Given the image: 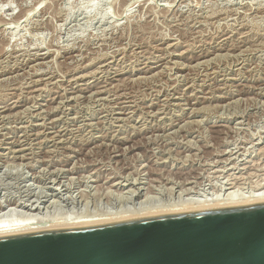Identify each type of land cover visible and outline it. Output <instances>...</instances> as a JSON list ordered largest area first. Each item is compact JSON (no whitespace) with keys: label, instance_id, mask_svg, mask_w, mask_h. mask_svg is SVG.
I'll return each instance as SVG.
<instances>
[{"label":"rangeland","instance_id":"1","mask_svg":"<svg viewBox=\"0 0 264 264\" xmlns=\"http://www.w3.org/2000/svg\"><path fill=\"white\" fill-rule=\"evenodd\" d=\"M208 105L213 106V109ZM27 106L30 108L28 109ZM0 108V116L2 115L0 162L7 160H18L15 163L23 162L21 167L14 165L15 169L13 166L5 169L4 166V170H0V199H3L0 201L1 205L6 204L7 198L17 202H24L25 199V203H30V199L34 197V200L37 197L41 198L40 200L49 198L45 202L47 207L45 203L35 202L36 205L38 204L36 210L7 208L0 213L2 218L7 212L6 217L10 213L9 217L12 214L14 220H17L15 218L20 220L17 216L21 218L22 215L24 216L21 213L26 210L24 211L26 215L38 213L39 216L44 215L46 218L55 216L49 219L59 220L60 216L68 213L69 210V214L64 218L75 217L73 211L74 214L78 212L79 215L81 212L85 216L86 213L91 216L90 212L98 215L104 210L111 212L114 209L111 213L114 214L113 212L123 205L127 206L128 210L135 206V208L146 207L148 204H152L154 208L156 205H159V208L161 204L171 207L170 202L176 204L177 199L176 206H180L182 196L185 202L191 196L209 197L216 188L217 191L212 192V195L220 192L229 183L235 182L236 186L241 187L238 185L240 182L239 184L245 187L241 188L245 190H250L249 187L255 188L257 184L262 186L264 183V0H0ZM31 113L32 115H29ZM50 123L51 125H48ZM19 147L23 148L21 155L15 152L20 149ZM214 167L216 169H213ZM21 169L23 172L20 171ZM2 171H5L4 174ZM43 173L47 174L43 175ZM234 173L236 175H231ZM245 174H248L249 178H246ZM23 175H27L26 180L21 178ZM217 175L224 176L227 183L224 182L219 187L215 177ZM242 175H245L246 179ZM70 177L76 182L69 180ZM113 177L120 179L123 177L121 180L128 178L129 182L136 186L141 185L140 196L136 198L130 196L126 189H124L126 194L118 188L112 189L108 180ZM210 177L215 179L211 180ZM186 180L198 183L187 184L193 192H184L183 188L188 187H180ZM57 181L62 186L58 191H61L60 194L62 193L64 198L70 192H73V195L79 192L83 195L82 201L85 205L79 199L76 201L74 198L71 199L69 202L73 205L67 200L62 202L63 200L58 198L60 205L56 201L57 197L53 196L58 191L53 193L51 187H57L55 184ZM214 181L215 186L212 184ZM146 182L148 185L145 184ZM74 187L77 189L74 190ZM177 187L182 188L184 193ZM64 188L67 190H63ZM91 188L92 190L96 188L98 195L95 193L96 189L92 193ZM43 189L53 195L50 196ZM39 190L44 193L40 194ZM113 190H117L115 193L120 195V198ZM198 192L201 195L197 194ZM79 193L77 196L80 195ZM142 193H146V198H149H144L145 195ZM177 194L180 195L179 198ZM85 197H89L87 201L90 203H86ZM107 198H110L109 203ZM140 198L142 204L144 203L143 206ZM124 199L134 204L129 203L131 207H128V202L125 203ZM143 199H146V203ZM55 201L59 206L54 205ZM138 203L141 205L137 206ZM153 203L156 205L153 206ZM124 206L122 209L126 211ZM59 207L64 209L60 210ZM39 208H42V211ZM119 209L117 212H120ZM13 210L18 213L14 211L13 214ZM106 212L102 215H106ZM45 213L50 215L45 216ZM58 213L60 215H56ZM26 215L22 216V219ZM9 217L7 221L13 220Z\"/></svg>","mask_w":264,"mask_h":264},{"label":"water","instance_id":"2","mask_svg":"<svg viewBox=\"0 0 264 264\" xmlns=\"http://www.w3.org/2000/svg\"><path fill=\"white\" fill-rule=\"evenodd\" d=\"M0 264H264V199L4 235Z\"/></svg>","mask_w":264,"mask_h":264},{"label":"bare ground","instance_id":"3","mask_svg":"<svg viewBox=\"0 0 264 264\" xmlns=\"http://www.w3.org/2000/svg\"><path fill=\"white\" fill-rule=\"evenodd\" d=\"M183 4V3H182ZM184 5V4H183ZM246 6V5H245ZM184 7V6H183ZM187 7V6H186ZM170 8V7H169ZM188 8V7H187ZM188 10V9H187ZM189 10H190V8H189ZM188 10V11H189ZM195 10V9H194ZM193 10V11H194ZM237 12V11H236ZM175 13V12H174ZM195 13V12H194ZM200 13V12H199ZM210 13V12H209ZM256 14V13H255ZM184 15V14H183ZM205 15H207L206 13H205ZM190 16V15H189ZM188 16V17H189ZM195 16V15H194ZM253 16V15H252ZM207 17V16H206ZM209 17H210V15H209ZM254 17V16H253ZM235 18V17H234ZM233 18V19H234ZM185 19V18H184ZM188 19V18H187ZM199 20V19H198ZM203 20H204V18H203ZM207 20V19H206ZM198 22V21H197ZM236 22V21H235ZM244 23V22H243ZM197 24V23H196ZM240 24V23H239ZM242 24V23H241ZM247 24V23H246ZM245 26V25H244ZM37 27V26H36ZM233 27V26H232ZM241 27V26H240ZM240 34V33H239ZM175 38V37H174ZM119 39V38H118ZM122 40V39H121ZM233 40V39H232ZM116 41V40H115ZM233 43V42H232ZM98 44V43H97ZM101 44V43H100ZM99 44V45H100ZM110 45V44H109ZM233 45V44H232ZM107 46V45H106ZM169 46V45H168ZM235 46V45H234ZM233 47V46H232ZM220 48V47H219ZM235 48V47H234ZM244 48V47H243ZM242 48V49H243ZM50 49V48H49ZM116 49V48H115ZM215 49V48H214ZM241 49V48H240ZM108 50V49H107ZM118 50V49H117ZM123 50H124V48H123ZM154 50V49H153ZM205 50V49H204ZM238 50V49H237ZM40 51V50H39ZM241 51V50H240ZM239 51V52H240ZM47 52V51H46ZM61 52V51H60ZM105 52V51H104ZM111 52V51H110ZM110 52H109V54H110ZM170 52V51H169ZM206 52V51H205ZM238 52V53H239ZM55 53V52H54ZM132 53V52H131ZM174 53V52H173ZM230 53V52H229ZM232 53V52H231ZM33 54V53H32ZM35 54V53H34ZM59 54V53H58ZM159 54V53H158ZM171 54V53H170ZM197 54V53H196ZM204 54V53H203ZM236 54H237V52H236ZM240 54H242V53H240ZM29 55V54H28ZM31 55V54H30ZM37 55H38V53H37ZM37 55H35V56H37ZM45 55V54H44ZM43 55V56H44ZM55 55V54H54ZM143 55V54H142ZM149 55V54H148ZM154 55H156V54H154ZM216 55V54H215ZM218 55V54H217ZM146 56V55H145ZM221 56V55H220ZM224 56V55H223ZM22 57V56H21ZM74 57V56H73ZM80 57V56H79ZM148 57V56H147ZM218 57V56H217ZM35 58V57H34ZM38 58H42V57H38ZM75 58V57H74ZM101 58V57H100ZM114 58V57H113ZM212 58V57H211ZM33 59V58H32ZM71 59V58H70ZM94 59V58H93ZM148 59H149V57H148ZM169 59V58H168ZM175 59V58H174ZM248 59V58H247ZM206 60L208 61V58H206ZM205 60V61H206ZM210 60V59H209ZM238 60V59H237ZM2 61V60H1ZM18 61V60H17ZM29 61V60H28ZM76 61V60H75ZM96 61V60H95ZM173 61V60H172ZM175 61V60H174ZM173 61V62H174ZM232 61V60H231ZM243 61V60H242ZM24 62V61H23ZM78 62V61H77ZM93 62V61H92ZM146 62V61H145ZM176 62V61H175ZM197 62H199V61H197ZM196 62V63H197ZM209 62V61H208ZM116 63V62H115ZM207 63V62H206ZM35 64V63H34ZM48 64V63H47ZM104 64V63H103ZM108 64V63H107ZM120 64V63H119ZM124 64V63H123ZM145 64V63H144ZM183 64V63H182ZM78 65V64H77ZM87 65V64H86ZM185 65V64H184ZM195 65V64H194ZM206 65V64H205ZM34 66V65H33ZM48 66V65H47ZM80 66V65H79ZM104 66V65H103ZM121 66V65H120ZM198 66V65H197ZM22 67V66H21ZM78 67V66H77ZM164 67V66H163ZM170 67V66H169ZM192 67V66H191ZM201 67V66H200ZM48 68V67H47ZM167 68V67H166ZM221 68V67H220ZM6 69V68H5ZM34 69V68H33ZM38 69V68H37ZM45 69H46V67H45ZM163 69V68H162ZM28 70V69H27ZM164 70V69H163ZM194 70V69H193ZM214 70V69H213ZM52 71V70H51ZM95 71V70H94ZM96 71H97V69H96ZM99 71V70H98ZM161 71V70H160ZM171 71V70H170ZM212 71V70H211ZM122 72V71H121ZM17 73V72H16ZM47 73V72H46ZM93 73V72H92ZM96 73V72H95ZM157 73V72H156ZM161 73V72H160ZM193 73V72H192ZM37 74V73H36ZM155 74V73H154ZM163 74V73H162ZM31 75V74H30ZM33 75V74H32ZM49 75V74H48ZM82 75V74H81ZM86 75V74H85ZM88 75V74H87ZM157 75V74H156ZM164 75V74H163ZM175 75V74H174ZM178 75V74H177ZM219 75V74H218ZM232 75V74H231ZM238 75V74H237ZM80 76V75H79ZM154 76V75H153ZM162 76V75H161ZM74 77V76H73ZM77 77V76H76ZM105 77V76H104ZM144 77V76H143ZM159 77V76H158ZM169 77V76H168ZM178 77V76H177ZM184 77V76H183ZM226 77V76H225ZM237 77V76H236ZM75 78V77H74ZM142 78V77H141ZM172 78H173V76H172ZM222 78V77H221ZM40 79V78H39ZM58 79V78H57ZM103 79V78H102ZM133 79H135V78H133ZM256 79V78H255ZM4 80V79H3ZM145 80V79H144ZM151 80V79H150ZM149 80V81H150ZM172 80V79H171ZM199 80V79H198ZM34 81V80H33ZM50 81V80H49ZM106 81V80H105ZM153 81V80H152ZM158 81V80H157ZM167 81V80H166ZM35 82V81H34ZM231 82V81H230ZM239 82V81H238ZM53 83V82H52ZM61 83H62V81H61ZM145 83V82H144ZM165 83V82H164ZM194 83V82H193ZM21 84V82L19 83V85ZM44 84V83H43ZM77 84V83H76ZM157 84V83H156ZM167 84H169V83H167ZM181 84V83H180ZM199 84V83H198ZM234 84V83H233ZM59 85V84H58ZM112 85V84H111ZM64 86V85H63ZM96 86V85H95ZM118 86V85H117ZM162 86V85H161ZM223 86V85H222ZM229 86V85H228ZM260 86V85H259ZM47 87V86H46ZM49 87H51V86H49ZM155 87V86H154ZM173 87V86H172ZM220 87V86H219ZM235 87V86H234ZM248 87V86H247ZM262 87V86H261ZM9 88V87H8ZM42 88V87H41ZM105 88V87H104ZM112 88V87H111ZM138 88V87H137ZM149 88V87H148ZM171 88V87H170ZM222 88V87H221ZM15 89V88H14ZM32 89V88H31ZM35 89V88H34ZM63 89V88H62ZM106 89V88H105ZM131 89V88H130ZM233 89V88H232ZM33 90V89H32ZM48 90V89H47ZM71 90V89H70ZM75 90V89H74ZM137 90V89H136ZM147 90V89H146ZM157 90V89H156ZM229 90V89H228ZM109 91V90H108ZM123 91V90H122ZM138 91V90H137ZM150 91V90H149ZM230 91V90H229ZM248 91V90H247ZM9 92H11V91H9ZM63 92V91H62ZM99 92V91H98ZM188 92V91H187ZM194 92V91H193ZM67 94V93H66ZM90 94H91V92H90ZM116 94V93H115ZM155 94V93H154ZM179 94V93H178ZM183 94V93H182ZM193 94V93H192ZM224 94V93H223ZM31 95V94H30ZM86 95V94H85ZM92 95H93V93H92ZM133 95V94H132ZM165 95V94H164ZM71 96V95H70ZM143 96V95H142ZM147 96V95H146ZM171 96V95H170ZM197 96V95H196ZM72 97V96H71ZM79 97V96H78ZM99 97V96H98ZM121 97V96H120ZM126 97V96H125ZM167 97V96H166ZM208 97V96H207ZM236 97H237V95H236ZM17 98V97H16ZM73 98V97H72ZM91 98V97H90ZM94 98V97H93ZM147 98V97H146ZM34 99V98H33ZM69 99V98H68ZM79 99V98H78ZM109 99V98H108ZM124 99V98H123ZM52 100V99H51ZM81 100V99H80ZM105 100V99H104ZM126 100V99H125ZM240 100V99H239ZM243 100H244V98H243ZM170 101V100H169ZM180 101V100H179ZM196 101V100H195ZM14 102V101H13ZM62 102V101H61ZM126 102V101H125ZM135 102V101H134ZM199 102V101H198ZM236 102V101H235ZM258 102V101H257ZM89 103V102H88ZM108 103V102H107ZM229 103V102H228ZM233 103V102H232ZM262 103V102H261ZM126 104H128V103H126ZM138 104V103H137ZM211 104H212V102H211ZM221 104V103H220ZM227 104V103H226ZM263 104V103H262ZM262 104H260V105H262ZM9 105V104H8ZM57 105H58V103H57ZM74 105V104H73ZM115 105V104H114ZM117 105V104H116ZM120 105V104H119ZM142 105V104H141ZM177 105V104H176ZM214 105V104H213ZM219 105V104H218ZM224 105H225V103H224ZM29 106V105H28ZM27 106V107H28ZM105 106V105H104ZM112 106V105H111ZM180 106V105H179ZM208 106H210V105H208ZM216 106V105H215ZM223 106V105H222ZM6 107V106H5ZM13 107V106H12ZM26 107V106H25ZM90 107V106H89ZM163 107V106H162ZM201 107H202V105H201ZM204 107V106H203ZM211 107V106H210ZM213 107V106H212ZM211 107V109H213ZM225 107V106H224ZM229 107V106H228ZM30 107H28V109H29ZM164 108V107H163ZM170 108V107H169ZM196 108V107H195ZM220 108V107H219ZM1 109V108H0ZM33 109V108H32ZM113 109V108H112ZM111 109V110H112ZM121 109V108H120ZM194 109V108H193ZM202 109V108H201ZM200 109V110H201ZM210 109V110H211ZM40 110V109H39ZM54 110V109H53ZM76 110V109H75ZM131 110V109H130ZM143 110V109H142ZM199 110V109H198ZM206 110V109H205ZM209 110V109H208ZM23 111V110H22ZM123 111V110H122ZM133 111V110H132ZM144 111V110H143ZM166 111V110H165ZM214 111V110H213ZM17 112V111H16ZM28 112H29V110H28ZM36 112V111H35ZM108 112V111H107ZM113 112V111H112ZM127 112V111H126ZM154 112V111H153ZM166 112H168V111H166ZM209 112V111H208ZM3 113V112H2ZM18 113V112H17ZM96 113V112H95ZM156 113V112H155ZM192 113V112H191ZM190 113V114H191ZM203 113V112H202ZM24 114V113H23ZM103 114V113H102ZM145 114V113H144ZM201 114V113H200ZM6 115V114H5ZM8 115V114H7ZM6 115V116H7ZM28 115V114H27ZM29 115H32V113L31 114H29ZM68 115V114H67ZM129 115V114H128ZM217 115H219V114H217ZM242 115H243V113H242ZM2 116V115H1ZM0 116V118H2ZM5 116V117H6ZM15 116V115H14ZM43 116V115H42ZM112 116V115H111ZM127 116V115H126ZM154 116V115H153ZM160 116V115H159ZM178 116V115H177ZM203 116V115H202ZM240 116V115H239ZM4 117V116H3ZM18 117V116H17ZM38 117V116H37ZM49 117V116H48ZM123 117V116H122ZM131 117V116H130ZM242 117V116H241ZM59 118V117H58ZM113 118V117H112ZM117 118V117H116ZM56 119V118H55ZM62 119V118H61ZM177 119V118H176ZM54 120V119H53ZM99 120V119H98ZM122 120V119H121ZM195 120V119H194ZM197 120H200V119H197ZM238 120V119H237ZM48 121V120H47ZM55 121V120H54ZM66 121V120H65ZM201 121V120H200ZM1 122V121H0ZM57 122V121H56ZM185 122H186V120H185ZM228 122V121H227ZM38 123V122H37ZM86 123V122H85ZM175 123V122H174ZM202 123V122H201ZM57 124V123H56ZM113 124V123H112ZM183 124V123H182ZM185 124V123H184ZM190 124V123H189ZM33 125H35V124H33ZM45 125H46V123H45ZM48 125H51V123L50 124H48ZM135 125V124H134ZM149 125V124H148ZM158 125V124H157ZM9 126V125H8ZM24 126V125H23ZM136 126V125H135ZM154 126V125H153ZM201 126V125H200ZM16 127H18V126H16ZM31 127V126H30ZM184 127V126H183ZM241 127V126H240ZM239 127V128H240ZM244 127V126H243ZM44 128V127H43ZM74 128V127H73ZM79 128V127H78ZM136 128V127H135ZM140 128V127H139ZM185 128H187V126L185 127ZM212 128V127H211ZM236 128H237V126H236ZM25 129V128H24ZM33 129V128H32ZM31 129V130H32ZM57 129V128H56ZM184 129V128H183ZM204 129V128H203ZM206 129V128H205ZM42 130V129H41ZM46 130V129H45ZM77 130V129H76ZM106 130V129H105ZM121 130V129H120ZM48 131V130H47ZM53 131V130H52ZM58 131V130H57ZM169 131V130H168ZM177 131V130H176ZM199 131V130H198ZM197 131V132H198ZM228 131V130H227ZM234 131V130H233ZM4 132H6V131H4ZM51 132V131H50ZM55 132V131H54ZM59 132V131H58ZM57 132V133H58ZM72 132V131H71ZM91 132V131H90ZM172 132V131H171ZM178 132V131H177ZM244 132V131H243ZM38 133V132H37ZM39 133H41V132H39ZM63 133V132H62ZM61 133V134H62ZM132 133V132H131ZM168 133V132H167ZM205 133H207V132H205ZM216 133V132H215ZM29 134V133H28ZM45 134V133H44ZM47 134V133H46ZM74 134H75V132H74ZM73 134V135H74ZM156 134H157V132H156ZM155 134V135H156ZM165 134V133H164ZM250 134V133H249ZM257 134V133H256ZM255 134V135H256ZM4 135V134H3ZM22 135V134H21ZM41 135H42V133H41ZM51 135V134H50ZM52 135H53V133H52ZM55 135V134H54ZM60 135V134H59ZM79 135V134H78ZM89 135V134H88ZM253 135V134H252ZM254 135V136H255ZM262 135V134H261ZM25 136H27V135H25ZM62 136V135H61ZM70 136H71V134H70ZM144 136V135H143ZM157 136V135H156ZM175 136V135H174ZM35 137V136H34ZM49 137V136H48ZM47 137V138H48ZM52 137V136H51ZM99 137V136H98ZM139 137V136H138ZM146 137V136H145ZM152 137V136H151ZM162 137V136H161ZM169 137V136H168ZM171 137H173V136H171ZM26 138V137H25ZM28 138V137H27ZM46 138V139H47ZM68 138V137H67ZM90 138V137H89ZM144 138V137H143ZM156 138V137H155ZM174 138V137H173ZM173 138H171V139H173ZM198 138V137H197ZM2 139V138H1ZM12 139V138H11ZM49 139V138H48ZM64 139H66V138H64ZM88 139V138H87ZM126 139V138H125ZM165 139V138H164ZM200 139V138H199ZM219 139V138H218ZM19 140V139H18ZM26 140H29V139H26ZM36 140V139H35ZM84 140V139H83ZM94 140V139H93ZM99 140V139H98ZM160 140V139H159ZM177 140H179V139H177ZM191 140V139H190ZM22 141V140H21ZM66 141H67V139H66ZM86 141V140H85ZM143 141V140H142ZM149 141V140H148ZM147 141V142H148ZM169 141V140H168ZM188 141V140H187ZM6 142V141H5ZM72 142V141H71ZM141 142V141H140ZM189 142V141H188ZM19 143V142H18ZM21 143V142H20ZM32 143H33V141H32ZM36 143V142H35ZM40 143V142H39ZM38 143V144H39ZM70 143V142H69ZM98 143V142H97ZM111 143V142H110ZM124 143V142H123ZM227 143V142H226ZM263 143V142H262ZM55 144V143H54ZM58 144V143H57ZM158 144V143H157ZM250 144H252V143H250ZM31 145V144H30ZM29 145V146H30ZM51 145V144H50ZM196 145V144H195ZM207 145V144H206ZM247 145H249V144H247ZM15 146V145H14ZM13 146V147H14ZM34 146V145H33ZM54 146V145H53ZM59 147L61 146V145H58ZM156 146V145H155ZM165 146V145H164ZM210 146V145H209ZM236 146V145H235ZM239 146V145H238ZM264 146V145H263ZM12 147V148H13ZM22 147V146H21ZM21 147H19L20 149H18V148H15V149H18V150H16L15 152H19L20 153V155H21V153L23 152V148H21ZM25 147V146H24ZM31 147V146H30ZM40 147V146H39ZM55 147V146H54ZM117 147V146H116ZM173 147V146H172ZM191 147V146H190ZM211 147V146H210ZM45 148V147H44ZM50 148V147H49ZM151 148V147H150ZM199 148V147H198ZM197 148V149H198ZM226 148V147H225ZM246 148V147H245ZM14 149V150H15ZM45 149H47V148H45ZM44 149V151H46ZM51 149H52V147H51ZM59 149V148H58ZM92 149V148H91ZM95 149V148H94ZM118 149V148H117ZM130 149V148H129ZM168 149V148H167ZM237 149V148H236ZM9 150V149H8ZM13 150V151H14ZM31 150V149H30ZM56 150V149H55ZM75 150V149H74ZM97 150V149H96ZM225 150H227V149H225ZM261 150V149H260ZM62 151V150H61ZM252 151V150H251ZM257 151V150H256ZM262 151V150H261ZM47 152V151H46ZM78 152V151H77ZM96 152V151H95ZM98 152H100V151H98ZM112 152V151H111ZM165 152V151H164ZM196 152V151H195ZM194 152V153H195ZM34 153H35V151H34ZM41 153V152H40ZM156 153V152H155ZM174 153V152H173ZM203 153V152H202ZM223 153V152H222ZM234 153V152H233ZM235 153H237V151L235 152ZM234 153V155L236 156V154ZM243 153H244V150H243ZM14 154V153H13ZM67 154H69V153H67ZM73 154V153H72ZM169 154V153H168ZM193 154V153H192ZM218 154V153H217ZM15 155H17V153L15 154ZM15 155H13V156H15ZM51 155V154H50ZM84 155V154H83ZM111 155V154H110ZM195 155V154H194ZM201 155V154H200ZM206 155V154H205ZM204 155V156H205ZM27 156V155H26ZM25 156V157H26ZM89 156V155H88ZM92 156V155H91ZM232 156H233V154H232ZM139 157V156H138ZM156 157V156H155ZM162 157V156H161ZM247 157V156H246ZM250 157V156H249ZM36 158V157H35ZM38 158V157H37ZM72 158V157H71ZM168 158V157H167ZM204 159V158H203ZM214 159V158H213ZM227 159V158H226ZM225 159V160H226ZM229 159V158H228ZM227 159V160H228ZM238 159V158H237ZM2 160V159H1ZM6 160V159H5ZM33 160V159H32ZM164 160V159H163ZM216 160V159H215ZM223 160V159H222ZM221 160V161H222ZM226 160V161H227ZM17 162H18V160H16ZM15 160H12V161H9V160H7V161H5V162H0V170L1 169H3L4 170V166H6L5 167V169H7V168H9V167H11V166H13L14 167V165L16 166V165H18L19 167H21V165H22V163L23 162H20L19 161V163H15L16 162ZM22 161V160H21ZM103 161V160H102ZM160 161H162V160H160ZM240 161V160H239ZM26 162V161H25ZM209 161H207V163H208ZM224 162V161H223ZM230 162V161H229ZM5 163V164H4ZM63 163V162H62ZM74 163V162H73ZM91 163V162H90ZM133 163V162H132ZM144 163V162H143ZM257 163V162H256ZM261 163V162H260ZM264 163V162H263ZM85 164V163H84ZM92 164V163H91ZM126 164V163H125ZM205 164V163H204ZM216 164V163H215ZM225 164V163H224ZM229 164V163H228ZM232 164V163H231ZM236 164V163H235ZM26 165V164H25ZM32 165V164H31ZM34 165H36V164H34ZM33 165V166H34ZM81 165V164H80ZM153 165V164H152ZM198 165V164H197ZM240 165V164H239ZM253 165V164H252ZM263 165V164H262ZM85 166V165H84ZM107 166V165H106ZM218 166V165H217ZM216 166V167H217ZM229 166V165H228ZM227 166V167H228ZM234 166V165H233ZM237 166V165H236ZM235 166V167H236ZM18 167V168H19ZM71 167V166H70ZM100 167V166H99ZM139 167V166H138ZM152 167V166H151ZM225 167V166H224ZM258 167H260V165L258 166ZM17 168V167H16ZM35 168V167H34ZM43 168V167H42ZM42 168H41V172H42ZM67 168V167H66ZM78 168V167H77ZM136 168V167H135ZM156 168V167H155ZM208 168V167H207ZM237 168V167H236ZM241 168V167H240ZM245 168V167H244ZM11 169V168H10ZM9 169V170H10ZM14 169H15V167H14ZM20 169V168H19ZM56 169V168H55ZM63 169V168H62ZM160 169V168H159ZM180 169V168H179ZM209 169V168H208ZM213 169H216L215 167L213 168ZM213 169H210L211 171L213 170ZM220 169V168H219ZM219 169H218V171H219ZM231 169V168H230ZM233 169V168H232ZM248 169V168H247ZM8 170V171H9ZM60 170H61V168H60ZM73 170V169H72ZM117 170V169H116ZM152 170V169H151ZM209 170V171H210ZM223 170V169H222ZM235 170V169H234ZM234 170H231V171H234ZM246 170V169H245ZM19 171V170H18ZM20 171H22V169L20 170ZM44 171V170H43ZM53 171V170H52ZM58 171V170H57ZM56 171V172H57ZM62 171V170H61ZM64 171V170H63ZM70 171V170H69ZM118 171V170H117ZM138 171V170H137ZM226 171V170H225ZM244 171V170H243ZM262 171V170H261ZM1 172V171H0ZM3 172V174H4V172L5 171H2ZM13 172L14 171H12L11 173L13 174ZM23 172V171H22ZM21 172V173H22ZM45 172V171H44ZM51 172V171H50ZM50 172H49V174H50ZM53 172H55V171H53ZM53 172H51V173H53ZM71 172V171H70ZM215 172H216V170H215ZM214 172V173H215ZM224 172V171H223ZM230 172V171H229ZM237 172V171H236ZM241 172H242V170H241ZM245 172V171H244ZM7 173V172H6ZM20 173V172H19ZM18 173V174H19ZM27 173V172H26ZM65 173V172H64ZM114 173V172H113ZM113 173H112V175H113ZM117 173V172H116ZM116 173H114V174H116ZM220 173H222V172H220ZM238 173V172H237ZM246 173V172H245ZM249 173V172H248ZM8 174V173H7ZM17 174V173H16ZM15 174V175H16ZM45 173H43V175H44ZM47 174V173H46ZM45 174V175H46ZM56 174V173H55ZM110 174V173H109ZM125 174V173H124ZM127 174V173H126ZM130 174V173H129ZM133 174V173H132ZM159 174V173H158ZM163 174V173H162ZM208 174V173H207ZM230 174V173H229ZM239 174V173H238ZM242 174V173H241ZM11 175V174H10ZM14 175V176H15ZM27 175H29V174H27ZM27 175H23L21 178L22 179H24V180H26L25 178H27ZM32 175H33V173H32ZM42 175V174H41ZM42 175V176H43ZM57 175V174H56ZM83 175V174H82ZM121 175V174H120ZM128 175V174H127ZM127 175H125V176H127ZM146 175H148V174H146ZM167 175V174H166ZM191 175H193V174H191ZM211 175H212V173H211ZM215 175V174H214ZM231 175H236L235 173L234 174H231ZM246 175V178H249V177H247V175L248 174H245ZM244 175V176H245ZM5 176V175H4ZM13 176V175H12ZM31 176V175H30ZM66 176V175H65ZM88 176V175H87ZM111 176V175H110ZM137 176H139L138 174H137ZM203 176V175H202ZM243 176V175H242ZM241 176V177H242ZM243 176V177H244ZM250 176V175H249ZM257 176V175H256ZM263 176V175H262ZM1 177V176H0ZM10 177V176H9ZM19 177V176H18ZM17 177V178H18ZM41 177V176H40ZM50 177V176H49ZM59 177H60V175H59ZM73 177H75V176H73ZM85 177V176H84ZM92 177V176H91ZM91 177H90V179H91ZM112 177V176H111ZM127 177H129V176H127ZM126 177V178H127ZM133 177H134V175H133ZM135 177H136V175H135ZM143 177V176H142ZM141 177V178H142ZM154 177V176H153ZM216 177V179H217V183H218V185H219V187L224 183V182H226L227 183V181L224 179V176L222 177V175H217V176H215ZM228 177V176H227ZM242 177V178H243ZM4 178V177H3ZM16 178V177H15ZM39 178V177H38ZM44 178V177H43ZM55 178V177H54ZM87 178V177H86ZM107 178V177H106ZM106 178H105V180H106ZM123 178V177H122ZM121 178V179H122ZM131 178V177H130ZM149 178V177H148ZM151 178H152V176H151ZM157 178V177H156ZM166 178V177H165ZM170 178V177H169ZM168 178V179H169ZM191 178V177H190ZM189 178V180H191ZM200 178H202V177H200ZM208 178V177H207ZM212 178H213V176H212ZM245 178V177H244ZM245 178V179H246ZM8 179V178H7ZM21 179V180H22ZM45 179V178H44ZM50 179V178H49ZM52 179V178H51ZM57 179V178H56ZM72 180L73 181V178L72 177H70L69 178V180ZM78 179H81V178H78ZM88 179V178H87ZM97 179V178H96ZM108 179V178H107ZM120 179V177H113L111 180H108L109 181V183L108 184H111L110 186H111V188L113 189V187L114 188H118V190L120 189L121 191L123 190V192L124 191H126L127 193H129L130 194V196H134L135 198L139 195L140 196V186H136V184H134V183H131V182H129V180H128V178L127 179H124V180H121ZM160 179V178H159ZM183 179H185V178H183ZM188 179V178H187ZM210 179H211V177H210ZM215 179V178H214ZM214 179H211V180H214ZM222 179H224V180H222ZM235 179H236V177H235ZM237 179H239V178H237ZM21 180H19V182L21 181ZM23 180V181H24ZM29 180V179H28ZM48 180V179H47ZM59 180V179H58ZM93 180H94V178H93ZM105 180H103V181H105ZM134 180H136V179H134ZM134 180L132 181V182H134ZM138 180V179H137ZM140 180V179H139ZM189 180H186L185 182L183 181L182 183H181V185H180V187L182 186V188H183V186H186V187H188L187 186V184H191V183H193L194 181H189ZM193 180V179H192ZM243 180V179H242ZM54 181V180H53ZM60 181V180H59ZM62 181V180H61ZM72 181L70 182V183H72ZM112 181V182H111ZM143 181V180H142ZM154 181V180H153ZM158 181V180H157ZM169 181V180H168ZM167 181V182H168ZM206 181H208V180H206ZM237 181V180H236ZM239 181H240V179H239ZM248 181V180H247ZM64 182V181H63ZM68 181L66 180V183H67ZM76 182V181H75ZM74 181H73V183H75ZM77 182H78V180H77ZM83 181H81V183H82ZM85 182V181H84ZM111 182V183H110ZM139 182V181H138ZM148 182V181H147ZM145 183L146 185H148V183ZM199 182V181H198ZM201 182H203V181H201ZM210 182V181H209ZM230 182V181H229ZM231 182H234V181H231ZM254 182V181H253ZM26 183V182H25ZM80 183V182H79ZM80 183V184H81ZM92 183V182H91ZM99 183V182H98ZM151 183V182H150ZM155 183V182H154ZM194 183H196V181L194 182ZM200 183V182H199ZM240 182H238V185L239 186H241V187H243L241 184H239ZM245 183H246V181H245ZM251 183V182H250ZM32 184V183H31ZM46 184V183H45ZM55 184H57L56 186L57 187H55V186H51V187H53V193H54V191H58L62 186H60V183H58V181L55 183ZM61 184H62V182H61ZM78 184V183H77ZM80 184H79V186H80ZM92 184H94V183H92ZM91 184V185H92ZM106 184V183H105ZM137 184H139V183H137ZM143 184V183H142ZM152 184V183H151ZM151 184H149V185H151ZM172 184V183H171ZM179 184H180V181H179ZM198 183H196V185H197ZM203 184V183H202ZM201 184V185H202ZM206 184V183H205ZM210 184V183H209ZM212 184L215 186L216 185V183H215V181H214V183L212 182ZM211 184V185H212ZM252 184V183H251ZM263 185L262 186H258V185H261V184H257V186L255 187V188H251V187H249L250 188V190H245V189H243V188H245V187H243V188H241V187H238V186H236L237 184L234 182V183H229L228 185H227V187H225V188H223V189H219L220 190V192L218 191L217 193H214L213 195H212V192H215V190L217 189H213V187H212V189L214 190V191H212L211 192V194L209 195V197L207 196V195H203V192L202 191H204L201 187V189H202V195H203V197H188V199H186V201L187 202H185V199L183 198L184 196H182V194L180 193L181 191H182V188H180V189H178V187H177V189L178 190H180V192H179V194H181V199H182V201H181V205H180V203L178 204V205H180V206H176V204H177V202H178V199H177V202H175L176 204H173L172 202H170V204H172L171 205V207H166V206H163L162 204V206L160 205V207L158 208V206L159 205H156V204H154L153 206H155L156 205V207L154 208V207H152V204L150 205V204H148V205H146V207H140V206H138L140 203H138V204H136L138 207L137 208H135L134 207V205H133V209L131 208V209H127L124 205V209L126 210V211H123V209H122V207L119 209L120 210V212L118 211L117 212V210L115 211V212H113L114 214H111L112 213V211H114V209H112L111 210V212H110V210H109V212L107 211H105L104 210V212H106L105 214L106 215H102V213H104V212H100V213H98V215H93V213L92 212H90L92 215L90 216L89 215V213H86V215L87 216H85V214L84 213H81V212H79V215L77 214V213H75L74 214V211L72 212V210H71V212L73 213V215H75V217H65L64 218V216H66V214H69V212H70V210H69V212L68 211H66V212H68V213H66V214H64V215H62V216H60V218H59V220H51L52 218H55V216H47V218L46 217H44V215L43 216H39L38 215V213H33V214H25V212H26V210H23V213H21V214H24V216L26 215V217L24 218V219H22V216H21V218H20V216H17V215H15V216H17V217H19V219L20 220H18V218H15V219H17V220H14V215H12L11 214V217L13 218V220H10V221H7V217H9L10 216V213H8L9 215L6 217V215H7V212H6V215L4 214V218H2L3 216H2V214H0V236H4V235H11V234H17V233H24V232H31V231H38V230H45V229H52V228H59V227H65V226H72V225H79V224H85V223H92V222H99V221H106V220H113V219H120V218H127V217H133V216H139V215H147V214H155V213H163V212H172V211H181V210H189V209H196V208H203V207H211V206H220V205H233V204H241V203H246V202H250V201H256V200H262V199H264V183H262ZM25 185V184H24ZM37 185V184H36ZM54 185V184H53ZM65 185H67V184H65ZM73 185V184H72ZM101 185V184H100ZM104 185V184H103ZM145 185V186H146ZM174 185V184H173ZM176 185V184H175ZM208 185V184H207ZM19 186V185H18ZM27 186V185H26ZM30 186V185H29ZM42 186V185H41ZM44 186V185H43ZM58 186H60V187H58ZM68 186H69V184H68ZM76 186V185H75ZM97 186V185H96ZM95 186V187H96ZM105 186V185H104ZM104 186H100L101 188L102 187H104ZM154 186V185H153ZM160 186V185H159ZM165 186H166V184H165ZM192 186H193V184H192ZM200 186V185H199ZM204 186V185H203ZM21 187V186H20ZM45 187V186H44ZM55 187V188H54ZM67 187V186H66ZM72 187V186H71ZM142 187V186H141ZM149 187V186H148ZM164 187V186H163ZM189 187H190V185H189ZM183 188L184 190V192L185 191H187V192H193V191H191L190 190V188ZM218 187V186H217ZM218 187V188H219ZM224 187V186H223ZM23 188H24V186H23ZM27 188V187H26ZM29 189H30V187H28ZM27 188V189H28ZM75 188V187H74ZM107 188V187H106ZM128 188V189H127ZM147 188V187H146ZM145 188V189H146ZM159 188V187H158ZM170 188H171V185H170ZM173 188V187H172ZM194 188V187H193ZM199 188V189H200ZM205 188V187H204ZM215 188V187H214ZM32 189V188H31ZM62 189V188H61ZM60 189V190H61ZM77 188H75L74 190H76ZM84 191H85V189L84 188H82ZM89 189V188H88ZM96 189V188H95ZM95 189H93V190H95ZM99 189V188H98ZM108 189H110V188H108ZM124 189H126V190H124ZM151 189V188H150ZM154 189V188H153ZM166 189V188H165ZM192 189V188H191ZM195 189H196V187H195ZM209 189V188H208ZM211 189V190H212ZM43 190H46V189H43ZM63 190H67L66 188H64ZM70 190V189H69ZM68 190V191H69ZM79 190H81V189H79ZM79 190H77V191H79ZM92 190V188H91V191H92V193L94 192ZM102 189H100V191H101ZM106 190V189H105ZM169 190V189H168ZM173 190V189H172ZM175 190V189H174ZM190 190V191H189ZM193 190V189H192ZM223 190V191H222ZM17 191V190H16ZM22 191V190H21ZM20 191V192H21ZM30 191V190H29ZM77 191H76V193H77ZM82 191V190H81ZM84 191H83V193H84ZM106 191H108V190H106ZM106 191H104L105 193H107ZM109 191H111V189L109 190ZM108 191V192H109ZM117 191V190H116ZM115 190H113V192H114V194H117V193H115L116 192ZM120 191V192H121ZM150 191V190H149ZM152 191V190H151ZM157 191V190H156ZM177 191V190H176ZM182 191V192H183ZM198 191H200V190H198ZM217 191V190H216ZM25 192H27V191H25ZM25 192H24V194H25ZM33 192V191H32ZM31 192V193H32ZM37 192L38 191H36V194H37ZM39 192H40V194H42L41 192H43L44 193V191H40L39 190ZM46 192H47V190H46ZM46 192H45V194H46ZM61 192V191H60ZM60 192L58 191L57 193H54V195L53 194H50V192H47V193H49L50 194V196L51 195H53L54 197H57V199H56V201H58V198L59 199H61V200H63L62 202H64V200H67V202H69V201H71V199H75V201H76V199H79V201L81 202L82 201V198H83V195L81 194V193H79L80 195H78L77 196V194H75V191H74V194L75 195H73V192H68L69 194H67V197L66 198H64L65 196H62L61 194H60ZM87 192H88V190H87ZM97 189H96V191H95V193L97 194ZM101 192H103V191H101ZM113 192H112V194H113ZM120 192H118V193H120ZM123 192H121V193H123ZM126 192H124L125 194H126ZM145 192V191H144ZM178 192H176V193H178ZM183 192V193H184ZM195 192H196V190H195ZM207 192V191H206ZM208 192H210V190L208 191ZM207 192V193H208ZM29 193V192H28ZM91 193V194H92ZM100 193V192H99ZM105 193H103V196H105L104 194ZM172 193V192H171ZM85 194L87 195V193L85 192ZM108 195H110L109 193H107ZM106 194V195H107ZM142 194H144V193H142ZM146 194V193H145ZM144 194V195H145ZM148 194H149V192H148ZM155 194V193H154ZM170 194V193H169ZM186 194V193H185ZM197 194H200V192H198ZM21 195H23V193L21 194ZM27 195V194H26ZM89 195V194H88ZM93 195V194H92ZM98 195V194H97ZM96 195V196H97ZM107 195V196H108ZM123 195V194H122ZM122 195H121V197H122ZM152 195V194H151ZM187 195V194H186ZM201 195V194H200ZM25 196V195H24ZM28 196V195H27ZM35 196V195H34ZM36 196H38V194L36 195ZM39 196H41V195H39ZM94 196V195H93ZM96 196H94V197H96ZM117 196L119 197L120 195H118L117 194ZM117 196L115 197V195H114V197L115 198H117ZM127 196H129V195H127ZM127 196H125L126 198H127ZM130 196H129V198H130ZM143 196V195H142ZM178 196H180V195H178L177 194V197ZM29 197V196H28ZM44 197V196H43ZM48 197V196H47ZM92 197V196H91ZM98 197V196H97ZM101 197V196H100ZM111 197V196H110ZM124 197V198H125ZM186 197V196H185ZM25 198V197H24ZM35 198V197H34ZM34 198L33 199H30V203L29 202H26L25 203V199H24V202H17V201H11V200H9V198H7L8 200H6V204L5 205H1V203H0V213L1 212H3V210L4 209H7V208H9V210H12V209H16L17 207H20L21 209L22 208H27L28 210H36L37 208H38V204H41V203H45V202H47L48 200H49V198L48 199H44V200H40L41 198H36V200H34ZM89 198V197H88ZM88 198H84V199H86V203L87 202H89L90 203V201H87V199ZM99 198V197H98ZM120 198V197H119ZM142 198V197H141ZM141 198H140V202H141V204H142V201H141ZM144 198H146V195H145V197ZM147 198H149V197H147ZM146 198V199H147ZM179 198V197H178ZM11 199V198H10ZM18 199V198H17ZM43 199V198H42ZM53 199V198H52ZM94 199V198H93ZM101 199H102V197H101ZM108 199V198H107ZM110 199V198H109ZM109 199H108V203H109ZM122 199H123V197H122ZM128 199V198H127ZM132 199V198H131ZM146 199H143V202H145L146 201ZM172 199V198H171ZM91 200V199H90ZM95 200H96V198H95ZM120 200V199H119ZM0 201H3V199H0ZM4 201H5V199H4ZM28 201H29V199H28ZM55 201V202H56ZM124 201H125V199H124ZM137 201H138V199H137ZM136 201V202H137ZM150 201H151V199H150ZM175 201H176V199H175ZM38 203L37 205H36V203ZM59 202V204H60V201H58ZM72 202H74V201H72ZM78 202V201H77ZM83 202V201H82ZM94 202H96V201H94ZM102 202V201H101ZM105 202V201H104ZM123 202V201H122ZM128 202V207H131V205L129 206V201H127ZM126 201H125V203H127ZM159 203H160V201H158ZM162 202V201H161ZM167 202V201H166ZM185 202V203H184ZM5 203V202H4ZM35 203V204H34ZM66 203V202H65ZM107 203V204H108ZM114 203V202H113ZM131 203H133V202H131ZM130 203V204H131ZM146 203V202H145ZM147 203H149V201L147 202ZM163 203V202H162ZM52 204H53V202H52ZM57 204V202L54 204V205H56ZM59 204H57L58 206H59ZM64 204V203H63ZM67 204V203H66ZM69 204H73V203H70L69 202ZM69 204H68V207H69ZM83 205H85V203L83 202L82 203ZM134 204V203H133ZM140 204V205H141ZM144 204V203H143ZM143 204H142V206H143ZM168 204V203H167ZM48 205V204H47ZM49 205H50V203H49ZM53 205V206H54ZM61 205V204H60ZM74 205V204H73ZM73 205H72V207H73ZM76 205V204H75ZM79 205H81L80 203H79ZM82 205V206H83ZM90 205V204H89ZM88 204H87V206H89ZM111 205V204H110ZM116 205V204H115ZM122 205V204H121ZM120 205V206H121ZM127 205V204H126ZM175 205V206H174ZM44 206V205H43ZM45 206H46V203H45ZM66 206V205H65ZM148 206V207H147ZM151 206V207H150ZM42 207V206H41ZM47 207V206H46ZM45 207V208H46ZM50 207V206H49ZM64 207V206H63ZM63 207H59L60 208V210H62V209H64ZM75 207V206H74ZM73 207V208H74ZM80 207V206H79ZM86 207V206H85ZM95 207V206H94ZM19 208V209H20ZM44 208V209H45ZM53 208V207H52ZM76 208V207H75ZM83 208V207H82ZM82 208H81V210H82ZM87 209L89 208V207H86ZM93 208V207H92ZM106 208V207H105ZM18 209V210H19ZM40 209V208H39ZM42 209V208H41ZM40 209V210H41ZM47 209V208H46ZM70 209V208H69ZM72 209V208H71ZM79 209V208H78ZM78 209H76V211L78 210ZM96 209V208H95ZM111 209V208H110ZM121 209H122V211H121ZM17 210V209H16ZM16 210H13L12 211V213L13 214H15L14 213V211H16ZM53 210H55V209H53ZM52 210V211H53ZM68 210V209H67ZM73 210H75V209H73ZM83 210H86V209H83ZM101 210V209H100ZM8 211V210H7ZM25 211V212H24ZM42 211V210H41ZM51 211V212H52ZM64 211V210H63ZM62 211V212H63ZM75 211V212H76ZM86 211H88V210H86ZM90 211V210H89ZM11 212V211H10ZM17 212V211H16ZM20 212H21V210H20ZM20 212H19V215H20ZM29 212V211H28ZM32 212V211H31ZM39 212V211H38ZM43 212H45V210L43 211ZM48 212V211H47ZM83 212V211H82ZM85 212V211H84ZM97 212V211H96ZM95 212V213H96ZM117 212V213H116ZM18 213V212H17ZM55 213V212H54ZM83 214V215H81V214ZM107 213H109L108 215H107ZM49 214V213H48ZM48 214H46L45 213V216L46 215H48ZM53 214V213H52ZM51 214V215H52ZM76 214H77V216L78 217H76ZM100 214V215H99ZM50 215V214H49ZM56 215H60L59 213L58 214H56ZM70 215H71V213H70ZM89 215V216H88ZM23 216V217H24ZM68 216V215H67ZM85 216V217H84ZM11 217H9L10 219H12ZM57 217V216H56ZM59 217V216H58ZM63 217V218H62ZM6 218V219H5ZM49 218H51V219H49ZM61 218H62V220H61ZM57 219V218H56ZM9 220V219H8Z\"/></svg>","mask_w":264,"mask_h":264}]
</instances>
